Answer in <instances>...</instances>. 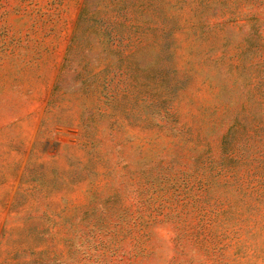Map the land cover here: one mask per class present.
<instances>
[{"label": "rangeland", "instance_id": "1", "mask_svg": "<svg viewBox=\"0 0 264 264\" xmlns=\"http://www.w3.org/2000/svg\"><path fill=\"white\" fill-rule=\"evenodd\" d=\"M32 42L0 264H264V0H0V59Z\"/></svg>", "mask_w": 264, "mask_h": 264}, {"label": "crops", "instance_id": "2", "mask_svg": "<svg viewBox=\"0 0 264 264\" xmlns=\"http://www.w3.org/2000/svg\"><path fill=\"white\" fill-rule=\"evenodd\" d=\"M35 46V47H33ZM36 48V49H35ZM42 50V45H39L36 43H31L29 44V46H25L24 48L23 47H19V49L17 50H11V51H8L9 54H13L12 56L14 57L13 59L9 60L8 62H5L4 60H1L0 59V67H3V66H11L12 67V70L11 71H7V70H1L0 69V75H5L6 77V80L4 82H0V87L2 89H4L5 91L11 89V88H14V89H20V90H25L28 88L29 85L25 84L24 83V80L22 77L23 74H25V72H29L30 70L29 69H26L27 68V59L29 57L30 52H32V54H39L38 52ZM24 67H26L24 69ZM29 70V71H28ZM32 72V71H30ZM36 72H41L40 70L36 71L35 69V73ZM8 74H11V75H18L19 77V80H18V83L17 81L14 80V76H12V83L8 82L7 80L9 79V77L7 76ZM21 77H20V76ZM15 95V94H14ZM6 115V114H5ZM10 118L6 116L4 117H1V114H0V121L4 120H9ZM1 133V132H0Z\"/></svg>", "mask_w": 264, "mask_h": 264}]
</instances>
